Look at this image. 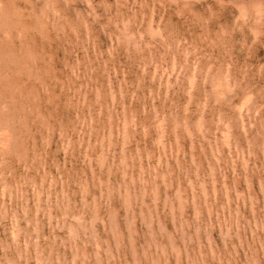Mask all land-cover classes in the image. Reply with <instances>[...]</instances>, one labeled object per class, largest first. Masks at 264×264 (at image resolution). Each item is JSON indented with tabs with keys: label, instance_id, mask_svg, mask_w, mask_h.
<instances>
[{
	"label": "clouds",
	"instance_id": "clouds-1",
	"mask_svg": "<svg viewBox=\"0 0 264 264\" xmlns=\"http://www.w3.org/2000/svg\"><path fill=\"white\" fill-rule=\"evenodd\" d=\"M0 264H264V0H0Z\"/></svg>",
	"mask_w": 264,
	"mask_h": 264
}]
</instances>
